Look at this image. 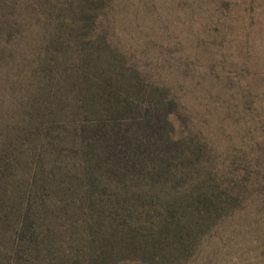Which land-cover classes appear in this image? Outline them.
Listing matches in <instances>:
<instances>
[{"label":"rangeland","instance_id":"374dc122","mask_svg":"<svg viewBox=\"0 0 264 264\" xmlns=\"http://www.w3.org/2000/svg\"><path fill=\"white\" fill-rule=\"evenodd\" d=\"M82 54L91 80L123 83L120 98L153 97L159 127L144 131L132 114L112 122L96 87L87 97L100 101L84 106L69 81ZM49 73L53 124L99 116L100 135L15 137ZM143 131L154 140L138 146ZM118 132L131 136L120 159L130 167L114 168L103 147ZM0 160L12 166L0 184V264H264V0H0ZM26 209L33 245L18 239ZM164 216L182 239L156 238ZM122 222L139 240L153 233L152 254L116 237L103 253Z\"/></svg>","mask_w":264,"mask_h":264},{"label":"trees","instance_id":"16d2710c","mask_svg":"<svg viewBox=\"0 0 264 264\" xmlns=\"http://www.w3.org/2000/svg\"><path fill=\"white\" fill-rule=\"evenodd\" d=\"M3 21V20H2ZM92 58H90L89 54H82L79 57V61L76 63V65L74 64V70H76V73H79L80 76H74V72L73 71L69 77V81L72 85L75 86V83H79L81 84V88H83L82 90L87 94L86 96L83 95V100L82 99V104L84 106H88L90 108V110H93L95 108V105L93 106V104L97 103L98 101H100V99H97L96 102H89V100H91L92 98H88L87 96L89 94H92L93 92H96L94 90V88L96 87L98 89V91H101L103 94L100 95V97L104 100V102L106 103V108L109 110V112L107 111V113H111L109 114V119L112 122H116L118 120V118H120L121 115L124 114H132V117H136L137 118V122L136 125L138 128L142 129V130H146V128H148L149 132L151 133V130L154 131L155 129H157L160 125V108H158L156 106V104L153 103V97H150L148 99H145L141 102V104H134L132 105V101L125 99V98H120L119 96V91H126L127 88H125L123 85L120 86V84H123L122 82H113L111 81V77L109 76H102V79H96V80H91L90 79V75L88 73H91L92 75H96V71H93L94 69V65H92ZM90 64V65H89ZM92 66V69H90L89 67ZM81 67V68H80ZM89 70H92L91 72ZM119 74L126 77L127 82L130 83V80H128L129 78H131L130 73L124 71L122 72L121 70H119ZM133 79V78H131ZM134 80V85H136L137 83ZM127 82H124V84H127ZM55 82L53 81V78L51 77L50 73L46 74V80L42 83V86L39 88V91L36 90V94L34 99H33V103H32V107H31V112L30 115L27 116V120L23 126V130L21 132H18L19 136H15L18 138H28V139H33L32 136L38 135L40 134V136H45V135H49V143L52 141V139L54 138L52 135V132L55 131V137H60V135L62 134V131H65L67 133L71 132V136H79L81 134H87V133H93L95 134L96 132L99 131V127L101 126L99 124V116H95L97 117V124L93 125H86L84 123V120L82 122H79L78 124H76L75 126H73V128L71 130H64V128L61 125H57L55 126L53 124V120L51 118L52 114L51 112L53 111V104L51 102H53L52 100L54 99V90L52 89V86ZM128 85V84H127ZM68 87V86H66ZM94 96V95H93ZM89 99V100H88ZM96 99L93 98L92 101ZM67 117V115H66ZM153 122V124H152ZM41 123H43L44 125L49 124L51 127L49 129H47L46 126H42ZM100 123L103 126V122L102 120L100 121ZM105 125V124H104ZM117 125V124H116ZM40 128H42L40 131L38 130ZM60 131V132H57ZM143 131V132H144ZM125 132V131H124ZM66 133V134H67ZM101 132H98L97 135H93V136H98V134ZM100 135V134H99ZM134 136V135H133ZM147 135H145V132L143 133V138H136L134 139V144H137L139 146V144H149V140H154V137H146ZM108 136L106 135L104 137V140L106 142V144H117L115 146H110V145H103V147L107 150L106 152L108 154H111L112 156V160H109L114 168L118 167V164H120L119 162H122L120 159H128V157H130L129 155L132 154V152H130L129 154L125 153V151H123V149H130V146L128 144L132 143L131 140V136H123L120 135L118 132L117 135V140L113 143H108L107 138ZM133 139V137H132ZM146 139V140H145ZM149 139V140H148ZM154 142V141H153ZM153 142H151L150 144H152ZM121 147V149L117 148V147ZM124 147V148H123ZM117 148V149H116ZM136 148V145H135ZM116 149V150H115ZM105 152V153H106ZM114 154L116 155V157L114 158ZM37 155V159L39 157H41L39 155V152L36 154ZM120 156V158L118 157ZM12 163V162H10ZM123 163V167H130L128 164H131L129 161H125L122 162ZM12 170V166H10L9 164H5L2 162V160H0V184L2 181V179L4 177H8V172L7 170ZM132 169H129V171ZM45 188H47V184L45 182H43L42 184ZM22 196L26 197L29 194L27 192H24L23 194H21ZM28 199L26 198V202L24 208H26ZM11 207V205H10ZM123 213H122V217L124 216V212L128 211L126 208H123ZM176 210L174 209V211H172V217L173 215L176 214ZM27 209L26 210H22V214L20 216V230L18 231V239L21 240L20 242H25L27 241L29 244L31 243V238L34 235V231H33V227L31 226L32 221L31 218L29 217V213H27ZM125 212V213H126ZM166 216L159 218L158 222L156 224H152V227L157 228V232H156V238L157 237H163L166 234H170L172 238H180L182 239L181 235V230L179 228H181L179 226V224H177L176 222H174V220L172 219V222H169L172 227L168 228L167 225L168 223L166 222L165 219ZM14 218V216H13ZM109 222H113V220H109ZM134 222V220H133ZM115 229L116 226H115ZM188 229V228H186ZM138 229L134 226H125L123 225V222L121 224H119V229L117 230V236L114 232H109L105 238L106 242H103V247L108 245V248L102 249L103 253L108 254L109 253V249L112 245H114V239L116 237L117 239V243L120 244L119 247L120 249H125V250H129V251H134L136 253H138L139 255H145L146 253L152 254V252L157 248V246L155 245V237L153 236V233L151 234L152 236L149 237L147 240H139V238H137L136 236H138ZM146 232H151L149 229H144ZM189 234H185L184 237H188ZM17 240V239H16ZM33 245V244H30ZM18 247H20V245H18ZM151 247L149 250L147 251V249ZM147 248V249H146ZM22 249V246H21ZM182 251H184V248L182 249ZM127 253V252H126Z\"/></svg>","mask_w":264,"mask_h":264}]
</instances>
